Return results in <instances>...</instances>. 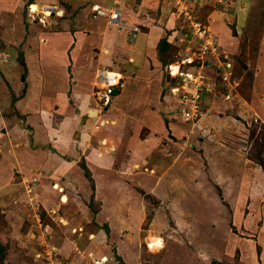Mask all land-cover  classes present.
I'll list each match as a JSON object with an SVG mask.
<instances>
[{"label":"rangeland","instance_id":"374dc122","mask_svg":"<svg viewBox=\"0 0 264 264\" xmlns=\"http://www.w3.org/2000/svg\"><path fill=\"white\" fill-rule=\"evenodd\" d=\"M103 1L23 0L14 12L1 11L0 50L10 59L0 56V94L7 83L22 84L29 67L22 40L27 27L37 36L60 33L66 59L77 71L85 66L87 76L96 60L118 55L115 70L122 76L107 104L97 86L82 96L91 105L82 108H89L92 128L103 132L98 142L88 146V131L80 148L82 129L73 125L68 136L53 138L60 153L53 147L50 162L37 149H25L19 155L25 164L15 162L13 169L1 160L11 158L0 138L3 264H264V0H177L179 6L165 0L162 18V0L158 6L142 0V19L133 15L132 30L95 21L94 3L116 6ZM31 4L38 6L32 15ZM188 20L199 23L203 40L195 27L191 33ZM107 26L116 38L104 37L110 35ZM163 37L170 48L161 57L157 44ZM36 38L32 49L38 48ZM183 57L200 62L187 68L180 65ZM72 64L65 67L69 88L62 91L69 107L61 109L79 113ZM54 67L56 81L64 82L59 60ZM129 78L141 85L129 87ZM12 108L0 107V135ZM132 142L143 149L140 154ZM28 162L33 170L24 169ZM158 237L163 246L151 249L148 242Z\"/></svg>","mask_w":264,"mask_h":264},{"label":"crops","instance_id":"0c3cea01","mask_svg":"<svg viewBox=\"0 0 264 264\" xmlns=\"http://www.w3.org/2000/svg\"><path fill=\"white\" fill-rule=\"evenodd\" d=\"M104 1H108V0H104ZM112 1L114 3H118L120 10L122 7L124 8V11L126 10V13L124 14V19H123L124 21L121 24V25H124V27L116 26L118 29H121V30L124 28L127 29V27L129 26L128 24L135 27V25H133L134 22H132L133 15L134 17L142 19V16L141 17L139 16V13L141 11L138 10V7H140L142 0H112ZM153 1L156 6H158V4L161 2L160 0H153ZM164 1L165 0H162V6H160L161 8H163L161 10L162 11L160 15L161 18L165 16L163 14V12H165L164 10H167L166 2ZM23 4H24L23 0H0V14L2 10H4L3 12H6V13L14 12L18 6H21ZM173 4H175L174 6H177L178 5L177 0H173ZM104 7L108 8L107 6H104ZM210 12L212 14L213 10ZM170 16L172 17V14H170ZM170 16L167 19H168V23L171 24V22H173V19L170 21L169 20L171 19ZM94 20L95 21H101V20L107 21L101 17H97ZM164 20H166L165 17H164ZM211 21L214 22L215 24V21L213 20ZM212 22L210 25L213 24ZM0 27H2V25H0ZM128 28L132 30L131 29L132 27H128ZM27 29H29V32L27 33L25 38H24V35L22 38V40L25 39L23 40V43L28 46V48L26 49V52H24L23 54L24 61L25 60L26 62L27 60L29 61V67L28 65L26 66L25 64L26 73L24 76V80H22V84H20L19 86H16L17 88H14L12 83H7L8 92L6 91L5 94H0V107H14L12 108L14 111V113L12 112L13 116H9L7 120H4L5 130L1 131V135H0V138L3 137L2 140H4V142L7 143L6 148H2V149L3 151L7 150L9 152L8 154L9 158H11L10 161H7L5 158H2L4 155L3 156L1 155V158H2L1 160H3L5 165L9 163V166H11L13 169L16 167V164H14L15 162L19 163V166H22V164L20 165L21 162L24 163L23 159L20 158L19 155L24 154L25 149H27L28 152H30L31 150L37 149L38 151L42 152L45 158L49 160L50 162L53 159V147L60 153V149H58L56 145H53V138L55 139L57 135L59 136V139L60 137L68 136L69 135L68 130L69 128H74L72 127L73 125H78V128L82 129V132H81L82 139L80 141L82 145L80 148H82L84 144L86 143L84 137L86 133L87 135H89L88 131L90 132V136H89L90 141H88L89 142L88 146H90L89 144L92 141L98 142V141H95V138L99 139L97 136H99L100 134L102 135L103 132L100 133V131H94V129L92 128V121L88 118V113H87V110L89 108H82V107H91V105H88L87 102L83 104L84 100L82 99V96L83 95L87 96L88 92H90L94 88V86L96 87V84H98L96 80L97 75L99 74L101 70L116 72L117 70H115L116 68H115L114 63H118L117 60L120 58L117 55V59H110V61H106L105 59L103 60L102 58L104 57L100 58L98 61L96 60V64L91 70L92 73L90 74V76H87L84 71L85 66H79L82 68H78V71H77V69L73 67V64L71 63V61H69L70 59L68 60L66 59V56H67L66 50L68 48V45L67 46L64 45V43H62V41L59 40L60 36L58 35H60V33L56 34L54 31L53 33L45 32V33H40L37 36L36 32L33 31L31 28L27 27ZM107 29L110 35L104 34V37L110 36V38H116L115 36L116 34L111 29V26L110 28L109 26H107L106 30ZM96 30L98 31V29ZM33 32L35 33L34 35H33ZM161 32L163 31H160V32L157 31V37L159 35L163 36ZM132 33L134 35L138 34L137 32H135V30ZM35 36L37 37L36 40L39 45L37 49H32L31 44H29V42L31 43L32 42L31 39H34ZM13 37L15 38V34L13 35ZM79 37L81 39L82 36L79 35ZM140 38L142 41L145 42L146 36L144 37V35L142 34ZM6 40L10 41V43H13V39H6ZM20 40L21 38H19V41ZM85 40H87V38H85ZM68 41L70 42V40ZM137 43L138 42L135 41V44ZM79 46H81V43H80V40L78 39L77 44L75 45L76 50H72V51H75V53H77L78 52L77 47ZM36 52L38 53L36 54ZM75 53H72L71 55L73 59L77 57ZM1 54L3 56L2 59L4 60V62L8 63L10 58L9 57L6 58V56H4L5 53L3 52V50H0V56ZM105 58H108V57L105 56ZM57 59L59 60V66H61L62 67L61 69H63V74L60 75L59 73L60 77H63L64 79V82L62 83H59L58 80L56 81V78L53 74L55 70L54 65H56L58 62ZM77 61H73V62L76 63ZM69 64H72V73H73V78H72L73 89L72 90L74 92L75 98H77V100H79V102L82 104V105H78L76 103L77 104L76 107H81L79 108L80 109L79 113L75 111L72 112L71 110L65 111L61 109V107H69L68 105L66 106L65 104L66 103L65 94L62 92L66 87L69 88V81H67V78L65 76L67 72L65 67H68ZM79 65H84V64L80 63ZM83 73L85 74V76L82 78L81 75H83ZM117 73L120 74L119 71H117ZM129 80L134 81L131 83L127 81L129 84V87L130 86L137 87L141 85L136 81L135 78H132V79L129 78ZM79 81H83L86 86L79 87L77 85ZM90 93H92V91ZM55 107L56 109H54ZM53 112H57V116ZM90 114L91 116L93 115V117L97 116L96 111H90ZM53 116H55L56 119H54ZM84 117L86 118V120ZM96 130L98 129L96 128ZM111 131H114V133L117 135L121 132L120 128L118 127L113 128ZM16 139H20L18 142L19 144L18 145L15 144L14 146L13 143L17 141ZM73 140L74 139H72V141ZM42 144H44L46 147H49V151L45 152L46 150L42 149L41 147ZM58 144L60 145L62 143L58 141ZM95 144L97 145V143ZM131 144H133V142ZM136 144H135L136 147L135 146L133 147L134 152L136 153L138 152L140 154V152L143 149L139 147L140 148L139 150L138 148L139 144L138 143ZM136 153L134 154V156L136 155ZM28 159L30 158H27L25 160H28ZM108 159H111V158H108ZM24 169L25 170L27 169L29 171V170H33L34 167L31 166L28 162L26 163V167Z\"/></svg>","mask_w":264,"mask_h":264},{"label":"built area","instance_id":"2783aa9c","mask_svg":"<svg viewBox=\"0 0 264 264\" xmlns=\"http://www.w3.org/2000/svg\"><path fill=\"white\" fill-rule=\"evenodd\" d=\"M45 7H50V6L47 4V5H45ZM92 8L96 10L95 14H94L95 16H104V17H106L108 15L107 17H108V21L109 22H112V23H115V24H119L120 11H119L118 7H114V8H111V9H104V8H100L98 5H93ZM55 9H56V6H53V10H55ZM30 14L32 15V12H30ZM191 24L194 27H196V29H195L196 35L203 40V36L204 35L202 34L201 30L198 27L199 23L192 22ZM205 32H207V30H205ZM185 60L186 59H183L182 61L184 62ZM97 78H98V84H96V86H98V90L102 91L103 98H101V99H103L104 102H106L105 104H107L108 99H106V98L108 96H111L113 88H118L119 87L121 78L119 77L117 72L107 71V70L100 71ZM199 92H200V90H199ZM183 114L186 117H189V115L191 113L188 110H184Z\"/></svg>","mask_w":264,"mask_h":264},{"label":"trees","instance_id":"16d2710c","mask_svg":"<svg viewBox=\"0 0 264 264\" xmlns=\"http://www.w3.org/2000/svg\"><path fill=\"white\" fill-rule=\"evenodd\" d=\"M170 46V44L168 43V41H167V39L165 38V37H163V38H161V39H159V41H158V44H157V50H158V54L159 55H161V57H163L164 56V54L166 53V52H168V50H169V47ZM200 62V60L199 59H197V60H194L192 63H190V64H188V63H186V64H182V65H186L185 67H187V68H189V67H191V66H196L198 63ZM207 63V62H206ZM208 64V63H207ZM185 71V70H184ZM183 72V71H182ZM183 73H185V72H183ZM179 77H181L180 76V74H179V76H175V77H173V79H172V81L173 82H176L178 79H179ZM120 84H119V88H120ZM201 91L199 92V94L200 95H202L203 93H205L207 90L205 89V88H202V89H200ZM203 96V95H202ZM4 246L2 245V243L0 242V264H3V255H4Z\"/></svg>","mask_w":264,"mask_h":264},{"label":"bare ground","instance_id":"6f19581e","mask_svg":"<svg viewBox=\"0 0 264 264\" xmlns=\"http://www.w3.org/2000/svg\"><path fill=\"white\" fill-rule=\"evenodd\" d=\"M31 8H32V10H33V12L32 11H30V12H32V13H34V12H36V11H38V6H36V5H34V4H31ZM44 9H45V11L47 12V11H49V13H47L46 14V16H49L50 15V7H44ZM45 12V13H46ZM190 61V60H189ZM178 66H172V69H174L175 70V72L176 71H178ZM118 75H119V77L121 78L122 76L118 73ZM135 129V128H134ZM136 134V133H135ZM134 136V135H133ZM136 141V140H135ZM103 143H105V141H103ZM131 144V143H130ZM134 144V143H133ZM133 144H131L132 146H133ZM137 145V144H136ZM136 145H135V147H136ZM134 147V146H133ZM138 148H139V146H138ZM139 150H140V148H139ZM96 160H97V158H96ZM100 161V160H99ZM104 161V160H103ZM54 187H58V185H55ZM61 200L63 201V202H66L67 201V196L66 195H62V198H61ZM148 245H149V247L151 248V249H156V248H158V247H162L163 246V241H162V239L161 238H155V239H152L151 241H149L148 242ZM151 251V250H150ZM100 263H102V261H98V263L97 264H100Z\"/></svg>","mask_w":264,"mask_h":264},{"label":"clouds","instance_id":"9594fccd","mask_svg":"<svg viewBox=\"0 0 264 264\" xmlns=\"http://www.w3.org/2000/svg\"><path fill=\"white\" fill-rule=\"evenodd\" d=\"M116 4V6L115 7H118V9H119V11H120V16H119V25H121L122 24V22L120 21V19H121V17H122V11L120 10V8H119V5H118V3H115ZM93 5H98L100 8H104V9H111L110 7L109 8H105L104 6H102V5H100V4H97V3H94ZM93 5H92V7H93ZM91 7V11L93 12V14H95V9H93ZM109 14V13H108ZM108 16V15H107ZM104 17V16H101V17H104L107 21H108V17ZM97 17H99V16H97ZM189 18H190V16H189ZM188 22H189V24H190V26H189V29L191 28V26H192V28L194 27L191 23L192 22H194L193 20H191V23H190V21L188 20ZM196 23H198V22H196ZM195 29H196V27H195ZM200 29V28H199ZM191 30V29H190ZM194 31V33H195V30H193ZM191 33H192V30H191ZM190 33V34H191ZM196 34V33H195ZM189 35H186V37H188ZM197 36V35H196ZM197 38H200V37H198L197 36ZM201 39V38H200ZM186 57V56H185ZM185 57H183L182 58V60L183 59H186ZM195 60H197V59H195ZM200 60V59H199ZM194 61V57H193V59H191L190 61L189 60H185L183 63H185L186 64V62H188V63H192ZM180 65H182V63L180 64ZM171 67V66H170ZM115 72V71H114ZM121 80V79H120ZM119 88V87H118ZM117 88V89H118ZM112 95V94H111Z\"/></svg>","mask_w":264,"mask_h":264},{"label":"water","instance_id":"95a60500","mask_svg":"<svg viewBox=\"0 0 264 264\" xmlns=\"http://www.w3.org/2000/svg\"><path fill=\"white\" fill-rule=\"evenodd\" d=\"M22 80H24V77H22ZM118 89L117 88H113L112 90V95H115L117 93ZM90 114V113H89Z\"/></svg>","mask_w":264,"mask_h":264}]
</instances>
